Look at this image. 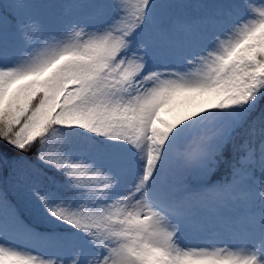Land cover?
Instances as JSON below:
<instances>
[{
	"label": "snow or ice",
	"instance_id": "6c2138e0",
	"mask_svg": "<svg viewBox=\"0 0 264 264\" xmlns=\"http://www.w3.org/2000/svg\"><path fill=\"white\" fill-rule=\"evenodd\" d=\"M0 264H264V0H0Z\"/></svg>",
	"mask_w": 264,
	"mask_h": 264
}]
</instances>
